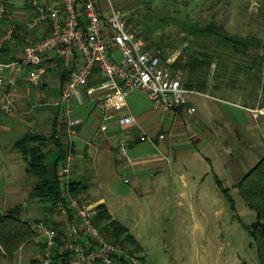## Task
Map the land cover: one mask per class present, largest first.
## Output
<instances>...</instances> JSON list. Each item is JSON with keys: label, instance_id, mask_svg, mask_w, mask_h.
<instances>
[{"label": "crops", "instance_id": "obj_1", "mask_svg": "<svg viewBox=\"0 0 264 264\" xmlns=\"http://www.w3.org/2000/svg\"><path fill=\"white\" fill-rule=\"evenodd\" d=\"M23 1L27 13L23 11L24 7H18L12 22L2 21V26H16L12 40L1 49L2 62L20 58L23 45L40 37V31L22 27L23 21L31 16L26 1ZM13 2L17 1L8 0V5ZM218 65L216 62L211 64L207 86L199 91L202 94H188L184 104L171 110L163 119L153 107L138 115L133 114L127 96L123 109L107 120H103L107 110L95 100L83 97L78 102L74 101V114L80 118L81 124L71 146L73 180L83 183L84 189L79 195L85 202L95 205L102 202L111 214L103 197L89 200L90 194L85 192L89 179L84 167L88 163L90 167L103 170L112 161L115 164L120 162L117 164L119 169L132 168L134 172L140 171V168L150 170V181L155 188L164 179L169 192H177L179 196L200 194L208 190L204 187L207 183L208 187L224 196L223 189L239 199L236 182L264 156V59L254 61L230 55L227 60H219ZM27 70L24 66L17 70L9 66L0 69V74L15 78V84L5 88L10 90L14 99V110L0 115L1 120L8 121L7 125L0 122L3 139H7L3 141L0 138V208L5 210L21 205L20 215L41 211L42 215L33 219L54 220V208H39L37 202L42 201L30 197L33 178L26 173L24 155L13 145L27 133L39 134L47 151L46 156L50 151L53 153L51 161L45 160L50 164L60 154L59 145L52 138L54 135L59 138L66 155L70 143L64 120L58 124V110L51 112V107L59 108L57 101L64 70L60 63L47 68L37 86L24 79ZM189 107H193L194 111L188 112ZM127 115L134 117L133 123L121 125L119 119ZM102 120L107 127L97 132L96 127ZM138 130L153 135L162 133L163 137L154 144L144 140L149 142V151L142 155L139 145L143 142L136 139ZM11 132H18L20 136L11 137ZM123 132H131L133 137L126 148L127 157L118 159L114 146ZM157 172L159 176L155 177ZM131 178L133 181L145 179L144 176L134 175ZM176 182L180 183V188L174 191ZM111 217L114 218L112 214ZM26 243H33V249L20 247L19 261L26 255H29L28 261L36 259H31L32 253L39 261L42 244L34 238ZM25 250L27 252L24 253Z\"/></svg>", "mask_w": 264, "mask_h": 264}, {"label": "built area", "instance_id": "obj_2", "mask_svg": "<svg viewBox=\"0 0 264 264\" xmlns=\"http://www.w3.org/2000/svg\"><path fill=\"white\" fill-rule=\"evenodd\" d=\"M31 16L23 21L27 30L40 31V37L28 40L22 47L21 57L4 66L17 70L27 67L24 79L33 86L49 67L60 63L64 76L60 81L58 114L63 118L69 150L58 166L61 182L60 199L55 203L54 220L61 223L62 234L44 218L30 219L27 212L20 215L34 232V239L42 244L38 264H52L57 250H66L68 264H147L143 256L121 248L109 241L94 221L96 205L85 202L71 191L74 156L72 142L78 135L80 118L74 114V101L87 97L107 110V120L125 106V97L134 91H143L163 119L171 110L184 104L188 94H202L183 84L184 69L172 64L179 53L166 50L164 60L159 51H151L137 34L125 15L116 9L111 0H25ZM258 5L256 0L251 6ZM8 0H0V55L3 46L13 38L16 26L2 21L7 17ZM168 54V55H167ZM15 78L0 74V115L14 110V99L7 86ZM193 112L194 108H187ZM101 121L97 132L106 129ZM131 115L119 119L121 125H130ZM131 132L121 133L115 143L116 156L127 157L126 148ZM133 137V136H132ZM163 134H149L138 130L136 139L151 144Z\"/></svg>", "mask_w": 264, "mask_h": 264}, {"label": "rangeland", "instance_id": "obj_3", "mask_svg": "<svg viewBox=\"0 0 264 264\" xmlns=\"http://www.w3.org/2000/svg\"><path fill=\"white\" fill-rule=\"evenodd\" d=\"M16 1L9 4L4 21L12 22L18 7H24L23 11L27 13L24 1ZM251 1L253 0H152L147 9L144 4L131 5L129 0H111L113 6L125 15L144 40L146 47L151 51H159L161 57L165 61H171L170 63L172 60L166 56V50L180 54L184 48L190 52L194 47V39L191 36L184 37L175 25L176 20L186 17L197 20L199 24L214 21L227 32L253 35L263 41L264 0H256L258 5L253 6ZM159 17H164L165 21H160ZM250 52L253 50L250 49ZM175 62L176 60L172 64ZM127 100L131 112L136 115L152 107L147 95L140 90L129 93ZM57 110L59 108L51 107V112ZM57 120L60 124L63 118L58 115ZM0 122L8 124L7 120L0 119ZM10 135L20 136L18 132H11ZM0 138L7 140L3 139L1 130ZM139 142H143L139 145L142 155L147 154L149 142ZM56 151L54 149L55 153ZM127 153L131 155L129 147ZM52 158L53 153L50 151L46 160L51 161ZM112 162L103 170L86 164L84 168L89 184L85 192L90 194V201L95 197L104 198L113 217L134 234L138 247L132 250L133 253L143 256L147 264H260L255 243L247 231V226L255 215L240 197L236 199L230 194L234 203L231 206L226 196L208 187L207 183L204 187L208 190L200 194L179 196L177 192H169L164 179L155 188L150 181V170L140 168V171L134 172L132 168L119 169L117 164L120 162ZM132 175L144 176L145 179L133 181ZM154 176H159L158 172ZM179 185L176 182L174 191L180 188ZM37 205L39 208L52 206L47 201L37 202ZM28 215L33 219L41 216L42 212L32 211ZM32 245L33 243H24L20 247L32 250ZM28 257L26 255L19 261L17 250L12 261H9L0 248V264H27ZM32 258L38 260L33 253Z\"/></svg>", "mask_w": 264, "mask_h": 264}, {"label": "trees", "instance_id": "obj_4", "mask_svg": "<svg viewBox=\"0 0 264 264\" xmlns=\"http://www.w3.org/2000/svg\"><path fill=\"white\" fill-rule=\"evenodd\" d=\"M129 4H144L147 9L152 0H129ZM160 21L165 18L159 17ZM175 25L179 31L194 39L193 49L188 52L184 48L174 63L175 66L183 67L185 73L183 84L192 89L203 91L207 78L211 75L210 67L213 62L219 66V60H227L230 55L240 58H251L254 61L264 59V39L253 35L243 36L224 30L222 25H216L214 21L199 24L191 18L176 20ZM250 49L253 50L250 53ZM185 58L183 61L182 59ZM64 76V75H63ZM53 140L59 145L60 154L50 164L46 163L47 151L44 150L42 136L36 133H27L14 142V147L20 151L26 161V173L33 178L30 197L38 201H47L54 208L60 199L61 182L58 178V166L64 158V150L59 138L52 135ZM235 187L245 206L254 212V220L247 226V231L253 239L260 264H264V156L246 172L244 177L236 182ZM71 191L74 194L83 192L84 185L79 180H73ZM231 206L233 199L223 189ZM97 214L94 221L100 226L105 237L118 243L121 248L136 250L138 245L128 229L111 217L104 203L96 204ZM21 205H15L5 210L0 208V248L12 261L13 254L19 247L32 241L34 232L26 222L20 220ZM47 223L57 229L59 236L62 234L61 223L51 219H45ZM134 246V248H129ZM69 254L66 250H57L52 264H68ZM39 261L32 259L28 264H38Z\"/></svg>", "mask_w": 264, "mask_h": 264}]
</instances>
